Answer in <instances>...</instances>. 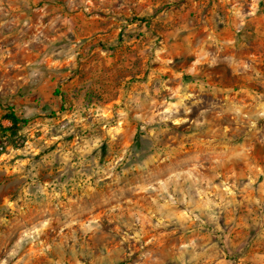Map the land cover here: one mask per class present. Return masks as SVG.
<instances>
[{
  "label": "rangeland",
  "instance_id": "1",
  "mask_svg": "<svg viewBox=\"0 0 264 264\" xmlns=\"http://www.w3.org/2000/svg\"><path fill=\"white\" fill-rule=\"evenodd\" d=\"M205 1L194 0L193 5L196 8L202 7L200 2ZM232 7L233 0H223L217 11L212 14L203 7L195 13L190 24L192 27L180 30L174 45L170 44L173 39L170 40L169 37L153 31V36H149L153 45L149 49L146 48L141 54L142 57L132 64L114 62L115 71L110 79L109 77L87 78L81 82L82 77L77 58L71 68L64 65L59 72L49 73L45 78L43 88L37 92L33 88L32 80L29 79L33 67L40 66L42 69H47L50 64H54L52 60L56 61L60 58L62 51H66L70 46V41L74 42L72 24H62L57 17L63 14L73 20L74 12L84 6L80 4V0H3V10L0 11V25H2L0 26V125L7 123L1 119L5 105L13 106L17 115L27 119V122L19 129L16 137L17 146L6 145L0 153V157L4 158L0 160V260L7 259L8 264H17V261L20 264H57V262L75 264L71 258V241L68 242L69 246L63 250L56 247L63 240L57 224L37 233L34 242L24 245L15 257L8 256L23 231L38 223V214L43 206L35 198L29 200L25 197L22 186L13 183L20 174L17 171V162L28 158L36 162L39 165L40 179L45 175V170L55 171L56 175L51 178L50 182H55L57 177L60 182H63L71 176V173L68 177L60 175L59 161L53 160L52 163H48L45 157L51 160L50 153L55 152L62 145H72L76 141L77 134L87 136L88 133L80 126L77 127L76 133L64 136L62 141L47 143L52 135L58 133L54 128L52 133L45 136L43 131L37 128V124L51 120L54 123L59 122L55 123V127L58 128L60 123H68V117L77 110V104L72 102L74 98L79 100L84 94L83 99L88 102L84 105L85 107L104 110L100 113L98 120L95 116L88 117L89 123L95 120L94 129L104 137L101 147L92 153L93 156L98 157L101 167L110 164L128 145L131 146L129 150L133 154L131 163L137 162L136 153L147 151V142L144 139L146 133L140 130L138 122L130 120L125 126V133L118 134L116 140L111 141L102 121L116 118L122 107V95L133 94L134 91H140L145 86L148 87L150 94L155 95L153 87L155 80L149 83V78L154 74L161 80L171 79L170 87L173 89L179 88L181 83L185 86L202 83L207 91L200 93L198 87L190 88V90L206 99L223 101L227 98H235L245 104H255L254 96L264 98V0H246L245 7L250 18L240 32L236 31L237 21L232 13ZM142 20L141 23L144 26L150 24V19ZM140 34L139 31L132 33L121 31L118 37H105L102 41H105L104 43L110 48H116V45L121 44V41L124 42L126 37L135 35V38H138ZM143 39L148 40L146 37H142ZM213 39L219 43H213ZM231 41L235 43H230ZM201 46H203V52ZM160 48H165L167 51L162 52L157 61L155 52ZM205 52L207 60L197 66L195 76L185 71L192 68L195 60ZM228 56L234 58L232 63L225 60ZM169 59L174 62L165 64L164 61ZM213 59L217 60V64L210 67V61ZM240 61L251 67L248 70L242 69L239 66ZM177 72L184 73L180 80L174 76ZM54 89H58L64 99L63 110L59 109L60 98L53 94ZM168 96V92H161L160 103L168 99ZM29 105L39 108L40 113L26 117L24 110ZM198 114L199 110L194 108L188 118L196 119ZM82 115L87 116V113ZM168 126L178 135L170 143L159 144L158 147L165 152L173 151V163L189 154L205 150L203 144L191 137L193 126L184 125L176 128L170 123ZM257 127L261 129V132L253 134L245 129L244 134L233 136L230 133L229 143L212 145L217 151L227 150L226 154L232 157L223 168L214 172L211 162L205 165L206 171L203 174L217 177L213 180L212 193H216V186H220L223 190L224 181H227L229 186L235 184L237 192L234 197L230 198L236 201L234 209L221 214L219 223L225 231L222 235L217 233L209 238L222 250V255L212 261V264H220L221 259L225 264H239L240 260L245 257L247 259H244V264H264V260L259 259V257H264V239H262L264 212L261 211L264 207V119L257 121ZM162 139H167V137H162ZM199 139H211V137H200ZM36 141L44 147L38 154L26 156L27 145L32 143L33 148H36L38 147ZM143 158L142 156L141 159ZM22 167L27 168L28 166L23 165ZM160 167L163 168L164 165ZM120 170L118 167L116 172L119 173ZM132 175L130 173L129 178ZM95 179L94 177L93 180ZM110 183L107 180L103 181L99 185V190L108 194ZM249 184L251 187H246ZM72 187L71 184L68 185L66 195L60 197L61 200L75 199L77 195H82L79 189L73 192ZM196 199L199 200V196ZM208 199H214V196H209ZM126 200H132L134 204L145 210L153 207L151 199L142 193H127ZM257 200L262 203L256 204ZM9 204L12 207H9ZM109 206L96 207L93 215L101 217L103 232L111 233V236L97 240L91 235L85 237L82 229L77 233L80 241H88L89 247L97 253L105 245L108 248H115L122 239L121 235L113 231L117 227L115 221L106 215V209ZM122 207L128 208L129 206L124 203ZM186 210L187 206L181 204L166 211L175 212L178 215ZM88 219L90 217L87 214L80 217L82 222ZM124 219H129V217L125 215ZM157 219L158 216L153 217L149 224L145 225L144 235V241L153 236L158 237L157 243L146 245L143 249L136 241H128L120 245L124 254L116 259V264H154L155 261H162V264H178L175 260V248L182 239H186L184 230L179 227L180 221L177 220L176 224H169L167 228L153 229L151 225L155 224ZM210 230H203L202 237H208ZM129 234L132 235L131 232ZM237 246H241L239 251ZM142 251L151 252V258L141 256ZM80 259L83 261V258Z\"/></svg>",
  "mask_w": 264,
  "mask_h": 264
},
{
  "label": "clouds",
  "instance_id": "2",
  "mask_svg": "<svg viewBox=\"0 0 264 264\" xmlns=\"http://www.w3.org/2000/svg\"><path fill=\"white\" fill-rule=\"evenodd\" d=\"M80 4L84 6L86 12L95 7L93 0H80ZM245 4L246 0H233L232 13L236 17L237 32L242 30L250 18ZM2 10L3 0H0V11ZM57 19L62 24H72V20L63 14ZM212 42L219 43L214 39ZM230 43L234 44L235 41ZM79 45V41H70V46L66 51H62L60 58L54 64H50L47 69H42L40 66L33 67L29 79L32 80L33 88L37 92L43 88L45 78L49 73L59 72L64 65L71 68L76 63ZM165 51H167L165 48L156 50L157 61L160 59L161 53ZM201 51L203 52V46H201ZM206 60L207 53L205 52L195 60L192 68L185 71L195 76L197 66ZM225 60L232 63L234 58L228 56L225 57ZM173 62L171 59L164 61L165 64ZM216 64L217 60L213 59L209 66ZM239 66L244 70L251 67L243 61H240ZM183 74L177 72L174 73V76L180 80ZM153 80H155L153 85L155 95L150 94L147 86L140 91H134L133 94L122 95V107L116 118L102 121L111 141H115L118 134L125 133V126L129 124L130 120L140 124V130L146 133L144 139L147 142V151L135 154L136 163H131L133 154L129 150L131 146L128 145L110 164L104 167L99 165L98 157L93 156L92 153L101 147L104 137L94 129L95 120L89 123L88 117L95 116V119L98 120L100 113L104 110L85 107L84 105L88 102L83 99L84 94L79 100L73 99L72 102L77 104V110L68 117V123H60L58 128L55 127V123L59 122L54 123L51 120L37 124V128L41 129L45 136L52 133L54 128L58 133L52 135L51 140L47 143L62 141L64 136L76 133L77 127L80 126L88 135L77 134L76 141L72 145H62L55 152L50 153L51 160L45 157L48 163H52L53 160L59 161L60 175L68 177L71 173V176L63 182H60L58 177L55 182H50L51 178L56 175V172L51 169L45 170V175L40 179L39 165L30 158L17 162V171L20 174L13 183L22 186L25 197H28L29 200L35 198L43 206L38 214V223L23 231L16 240L13 250L8 253L9 257H15L24 245L34 242L37 233L57 224L63 240L56 247L63 250L69 246L68 242L71 241V258L75 264H116V259L124 254L120 245L128 241H136L143 249L146 245L157 243L158 237L156 236L144 241L145 225L157 216V222L151 225L153 229L167 228L169 224H176L179 220V227L185 232L186 239H182L178 247L175 248V260L178 264H212V261L222 255V250L209 238L217 233L222 235L225 231L219 221L222 213L234 209L236 201L230 198L237 194L236 185L229 186L227 181H224L223 190L220 186H216V193H212L213 180L217 177L216 175L205 176L203 174L206 171L205 165L211 162L213 171L217 172L232 159L226 154L227 150L217 151L215 147H212L214 144L218 146L229 143L230 133L233 136L244 134L245 129L248 133L253 134L261 132V129L257 127V121L264 119V102H261L264 98L254 96L255 104H245L235 98H227L223 101L206 99L199 93L190 90V88L198 87L200 93L207 91L202 83L198 82L196 85L190 86L181 83L179 88L173 89L170 87L171 79L161 80L154 74L149 78V83H152ZM161 92L169 93L168 99L163 103H160ZM213 94L215 95V92ZM194 108L199 110V114L196 119L190 120L188 117L193 113ZM85 112L87 116L82 115ZM24 113L26 117H32L39 114L40 109L29 105L25 108ZM169 123L176 128L184 125L193 126L191 137L203 144L205 150L189 154L173 163V151L165 152L158 147L159 144L170 143L178 135L169 128ZM209 136L211 139H199ZM162 137H167V139H162ZM35 143L38 145L36 148H33L32 143L27 145L26 156L36 155L44 147L39 145V141ZM9 150L12 151V149ZM142 156L143 159H141ZM3 159L0 157V160ZM129 164L131 166H128ZM23 165L28 167L23 168ZM160 165H164V167L161 168ZM118 167L121 169L119 173L116 172ZM130 173L133 174L131 178H129ZM163 176L166 178H162ZM106 180L111 182L108 185V194L99 190V185ZM69 184L73 186V192L79 189L82 195H77L75 199L61 200L60 197H65ZM246 187H251V184ZM49 190L51 191L49 192ZM127 193L145 194L151 199L153 207L145 210L134 204L132 200H126ZM197 196H199V200L196 199ZM209 196H214V199H208ZM113 201L115 203H112ZM124 203H127L129 207H122ZM261 203L260 200L256 201L258 205ZM181 204L186 205L187 210L178 215L175 212L166 211ZM104 205H110L106 209V215L115 221L117 227L113 231L117 235H121L122 239L115 248H108L105 245L97 253L89 247L88 241L81 242L77 233L82 229L85 237L91 235L97 240L111 236V233L103 232L101 217L93 215L96 207ZM230 206H232L231 209ZM9 207L12 205L9 204ZM133 208L135 210H130ZM145 211H147V215H145ZM261 211L264 212V207L261 208ZM85 214L90 219L82 222L80 217ZM125 215L129 219H124ZM207 229H211L208 232V237H202L201 232ZM65 230H67V234H65ZM130 232L132 235L129 234ZM262 239H264V234H262ZM141 241L144 242L140 243ZM240 248L241 246H237L238 251ZM141 256L150 259L152 253L142 251ZM80 258H83V261ZM244 259H241L239 264H244ZM259 259L264 260V257H259ZM0 264H8V260H0ZM17 264L20 262L17 261ZM154 264H162V261H155ZM220 264H225L223 259L220 260Z\"/></svg>",
  "mask_w": 264,
  "mask_h": 264
},
{
  "label": "crops",
  "instance_id": "3",
  "mask_svg": "<svg viewBox=\"0 0 264 264\" xmlns=\"http://www.w3.org/2000/svg\"><path fill=\"white\" fill-rule=\"evenodd\" d=\"M221 2L223 0H206L200 2L202 7L196 8L194 0H93L95 7L90 11L78 8L73 14L72 31L74 42H80L77 58L81 82L87 78L110 79L115 71L114 62L132 64L140 59L142 52L153 45L149 38L153 36V31L173 39L171 45L176 44L175 38L180 30L192 27L190 24L196 12L205 7L212 14L217 11ZM145 18L150 19L147 26L141 23ZM121 31H139L141 34L138 38L135 35L126 37L115 49L102 41L105 37H118ZM142 37L148 40L144 41ZM122 52L124 56L121 55ZM55 91L59 90L54 89L53 94L60 98V109L61 105L64 106V99L60 93L55 94ZM2 120L7 122L3 123L4 126L10 124L8 120Z\"/></svg>",
  "mask_w": 264,
  "mask_h": 264
},
{
  "label": "trees",
  "instance_id": "4",
  "mask_svg": "<svg viewBox=\"0 0 264 264\" xmlns=\"http://www.w3.org/2000/svg\"><path fill=\"white\" fill-rule=\"evenodd\" d=\"M55 94H59L58 91H55ZM62 105L60 109H62ZM4 113L1 116V119H6L10 122L9 125H0V153H2L3 149L6 145L17 146L16 137L18 136L19 129L23 126L27 119L19 117L14 110V108L10 105L4 106ZM3 144V145H2Z\"/></svg>",
  "mask_w": 264,
  "mask_h": 264
}]
</instances>
